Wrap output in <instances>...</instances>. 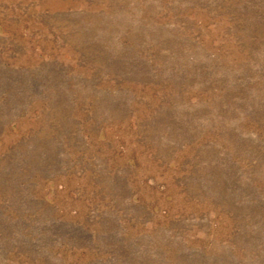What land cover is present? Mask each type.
<instances>
[{"label":"rangeland","instance_id":"obj_1","mask_svg":"<svg viewBox=\"0 0 264 264\" xmlns=\"http://www.w3.org/2000/svg\"><path fill=\"white\" fill-rule=\"evenodd\" d=\"M0 264H264V0H0Z\"/></svg>","mask_w":264,"mask_h":264}]
</instances>
